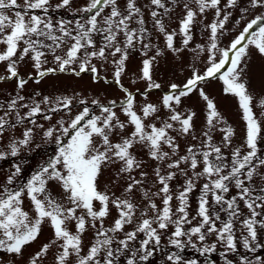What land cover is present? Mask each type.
I'll return each mask as SVG.
<instances>
[{"label":"snow or ice","instance_id":"snow-or-ice-1","mask_svg":"<svg viewBox=\"0 0 264 264\" xmlns=\"http://www.w3.org/2000/svg\"><path fill=\"white\" fill-rule=\"evenodd\" d=\"M71 2L60 0L55 10L67 8ZM193 4L195 10L191 7ZM220 5L221 0H184L185 14L178 29L184 46L192 39L191 29L197 17H202L209 9L214 10L215 19L205 25L210 43L207 49L196 46L201 52H208L206 69L202 74L193 70L182 86L171 84L169 92L162 96L160 106L145 102L137 110L135 95L123 87L121 77L130 50H139L147 57L148 51L154 47L146 42L150 33L137 0H124L123 8L120 0H90L78 10L82 19L76 20L74 25L63 19L53 24L48 16L50 0H24L22 9L17 0H0V63L7 62L8 73L0 80L17 78V86L22 90L27 80L19 78L18 65L27 58L36 69L37 83L48 74L69 69L77 76L90 71L95 81L100 76L92 61L107 62L111 57L113 80L124 93L119 107L126 117L121 121L113 110L116 101L100 105L102 115L90 118V109L85 106L71 120L69 127L74 134L67 143L56 136V155L19 188L10 187L21 173V168L15 166L6 183L0 186V252L23 258L26 247L37 240L45 221L53 230V239L31 254L25 264H43L53 247L56 249L53 264H119L121 258L125 259V264H143L160 248L164 233H168V243L177 249L167 256L170 264H198L195 259L183 261L180 253L186 247L201 256H208L221 245L225 250L221 255L225 257L228 253L235 254L238 244L248 252L264 247L260 239V234L264 233V184L257 180L264 181V149L260 147V141L264 140V126L254 111L255 98L243 80V65L250 47L264 56V13L249 20L227 48H220L218 37L226 34L225 26L232 15L231 11L224 9L237 7L238 0H226L223 9ZM248 5L241 8V19L249 10L264 9V0H248ZM143 7L149 8L153 27L163 35L166 48L172 52L181 51L174 47L177 31H167L163 21V16L171 11L166 0H149ZM11 9L20 10H16L13 17L6 14ZM36 10L44 15L36 14ZM240 22L237 20L236 24ZM61 49L63 55L57 54ZM49 54L57 68H43ZM159 55L161 52L157 48L155 56L142 60L140 78L148 82L145 92L141 93L145 101L149 91L161 87L152 81L151 74ZM73 65H78V70ZM209 78L221 80L225 94L237 99L245 124V137L240 146H232L234 129L217 111L213 100L198 88ZM197 90L206 102V124L199 137L194 134L196 113L178 110L182 98ZM23 101L25 97L17 93L8 102L7 110L0 115V137L6 127H15L8 119L11 113H15L17 123L28 120L35 125L33 117L43 111L40 103L33 101L30 105ZM42 102L50 103L48 97ZM93 103L99 104L98 101ZM71 104L70 98H57L49 111L68 110ZM257 105L261 108V117H264V99H259ZM17 106L28 109L24 116L20 115ZM162 109L166 118L160 115ZM44 119L50 120L51 116L44 115ZM64 123L62 119L57 121V126L43 131V137L52 138L58 130L68 135L69 127H64ZM38 127L43 128V125ZM128 127L132 130L124 135ZM216 131L222 133L219 144L213 142ZM114 135L120 138L119 142L112 141ZM183 137H190L198 143L188 144L181 154L178 140ZM32 138L33 129L27 128L21 139L11 141L9 154L17 156L20 148L27 147ZM137 145L156 162L150 185L145 181L148 173L141 171L140 179L131 175L142 167V162L131 151ZM7 155L0 152V160L6 159ZM117 164V176L126 174L128 181L121 196L110 193L107 187L104 191L98 188L102 169ZM177 178L183 182L173 191L171 185ZM49 184L59 187L64 203L56 199ZM198 184L197 208L190 215V197ZM137 192L142 196L140 201L133 199ZM25 198L30 202L31 214L24 209ZM112 207L117 216L106 227L104 221L110 216ZM69 224L74 231L70 230ZM89 228L93 230L94 238L85 247L82 237ZM212 236L214 242H208ZM205 264H211V261ZM225 264H233V261L226 259ZM239 264H264V260L257 257L253 261L245 256L241 257Z\"/></svg>","mask_w":264,"mask_h":264},{"label":"rangeland","instance_id":"rangeland-1","mask_svg":"<svg viewBox=\"0 0 264 264\" xmlns=\"http://www.w3.org/2000/svg\"><path fill=\"white\" fill-rule=\"evenodd\" d=\"M17 2L22 9L24 7V0H17ZM89 2L90 0H72L70 6L67 8L55 10V6L60 3V0H50L51 9L48 16L51 18L53 24H56L57 21L63 19L74 25L76 20L82 19V14L78 10L85 7ZM137 2L142 6L144 20L146 22L145 26L150 33L149 40L146 42H150L154 47L148 51L147 57L141 55L139 50H130L125 65V71L121 77V84L124 88H127L135 95L136 109L139 110L145 102L160 106L161 98L164 94L169 92L171 84L175 83L182 86L186 83L187 79L192 76L193 70H196L201 74L205 71L208 52L206 50L201 52L196 46L202 45L207 49L210 41L209 31L206 30L205 25L210 24L215 17L214 10L211 9L207 10L202 17L198 16L191 29L192 39L187 46H184L182 43L183 37L178 31L179 21L185 14L183 9L184 0H175L174 3L172 0H166V6L170 8L171 11L169 14L163 16V21L167 31H177V35L174 37V47L182 49L179 52H172L166 48L163 35L153 27L149 8L143 7L148 5L149 0H137ZM225 4L226 0H221L220 7L223 9ZM120 6L123 8L124 0H120ZM248 6V0H238L237 7L224 9L225 11H231L232 15L225 26L226 34L218 37L217 43L220 48H227L249 20L253 19L256 15L264 13V9L249 10L248 13L243 14L244 18L241 19V8H247ZM191 7H193L194 10L196 8L194 4L191 5ZM16 10L20 9L7 10L6 14L14 17ZM159 11L163 13V10ZM36 14L44 15V13L39 10H36ZM237 20L241 21L238 25L236 24ZM133 27H135V25H133ZM97 41L99 44V37H97ZM137 48H139V45ZM157 48L160 50L161 55L156 57L151 74L152 81L154 83H159L161 87L149 91L147 93V100L145 101L141 93L145 92L148 82L140 78L142 60L155 56ZM0 50H2V46H0ZM57 54L63 55V49L57 50ZM111 60L112 58L109 57L107 62H102L98 59L92 61V63L96 65L100 76V78L95 81L90 71L81 73L77 76L69 69L63 73L57 71L53 74H48L42 79H39V83H37L36 80L38 77L36 75V69L33 67V62L27 58L18 65L19 78L27 80V83L22 90L17 86V78L0 80V106H3L0 108V115H3V112L7 110L8 102L14 98L17 93L25 97V101L22 103H29L31 105L32 102L35 101L40 103L43 110L41 114L33 117L36 121L35 125L28 120L17 123L15 113L9 115L8 119L10 120V124H15V127H6L3 136L0 137V152L8 154L6 159L0 160V186H3L6 183L8 176L15 170V166L21 168V173L14 179L13 185L10 187L19 188L22 184L26 183L30 176L37 171L41 165L53 158L57 153L58 147L55 142L56 136H59L63 143H67L70 136L74 134V130L69 127L71 120L74 119L77 114L82 112L85 106L90 109V118L93 115H102L100 105H108L109 101H116L117 106L113 110L116 111L121 121L126 120V117L123 115L119 107L120 101L124 98V93L113 80L114 67ZM45 61L46 62L43 64L44 69L57 68V64L51 54L45 57ZM73 67H76L78 70V65H73ZM243 67V80L248 85L249 92L255 98L254 111L257 117L261 119L262 126H264V117H261V108L257 105L259 99H264V56L258 54L255 48L250 47L249 55L246 58ZM6 69L7 62L0 63V77H6L8 75ZM29 77L32 78L29 79ZM105 80L108 82L106 83ZM198 88L202 89L205 94L213 100L217 111L227 124L234 129L232 146H240L245 137V124L241 118V111L238 108L237 99L233 95L225 94L223 91V82L218 78H209L208 80L201 82ZM37 93H39V95H37ZM44 97H48L50 103L44 104L42 102ZM64 97L71 99L72 104L70 109H61L57 112H50L49 109L55 105L57 98ZM80 101H85L86 103L81 104ZM93 101H98L99 104H94ZM17 110L20 112L21 116H24L28 111V109L20 108L19 106H17ZM178 110L181 112L191 111L196 113V116L194 117V134L199 137L206 124V102L200 97L199 91H194L189 96L183 97ZM44 115L51 116V119L45 120ZM160 115L162 118H166L165 110L162 109ZM61 119L65 122L64 127H69V134L64 135L62 130H58L52 138L43 137V131L49 127L57 126V121ZM38 125H43V128L38 127ZM27 128L33 129L31 143L27 147H21L18 155L12 157L9 154V144L12 140L21 139L22 133ZM131 130V127H128L124 135L129 134ZM119 139L120 138L115 135L112 137L113 142H119ZM221 140L222 133L216 131L214 133L213 142L219 144ZM178 143L180 144L181 154H183L188 144L198 143V141H192L190 137H183L178 140ZM260 147L264 149V140L260 141ZM131 151L137 159L142 162V167L140 169H135L131 175L140 179L141 171L148 173L147 177H145V181L150 185L154 179L153 168L156 166V162L152 161L148 157L146 151L141 149L138 145L134 146ZM118 168L119 164L104 167L102 169L98 178V188L100 191H104L107 187L110 193H115L116 196H121L128 181L126 179V174L119 177L117 176ZM257 180L258 183L264 184V181H259V178H257ZM182 182L181 178H177L173 181L171 185L173 191H175L176 186ZM200 183H203V181ZM199 188L200 184L197 185L196 191L191 194L190 215L194 214L197 208L196 198L199 195ZM49 189L59 202L64 203L63 198L60 195L61 190L57 185L49 184ZM133 199L135 201H140L142 196L137 192ZM157 203L159 204V200H157ZM175 207L176 201L174 200L173 208ZM24 209L31 214L30 202L27 198L24 200ZM116 216V209L112 207L110 216L104 221L105 226H110ZM68 226L70 230L74 231L71 224ZM237 228H239V225H237ZM170 231L171 229L169 232ZM239 235L240 232L238 231L237 236L239 237ZM53 236V230L49 226V223L45 221L37 240L26 247L23 258L11 257L0 252V264H9L10 261L13 262V264H25L30 255L38 251L44 243L52 240ZM167 237L168 233L162 235L160 248L155 250L154 255L150 257L149 261L143 262V264H170V262L167 261V256L171 254V252L177 251V249L168 243ZM93 238L94 232L89 228L82 237L84 246L87 247ZM260 239L261 242L264 243V233L260 234ZM214 240L215 237L212 236L209 237L208 242H214ZM136 243L137 242H134V244ZM224 251L223 246L218 245L215 253L208 256H201L191 247H186L180 255L183 261L195 259L198 261V264H205L206 261H211V264H225L226 259H231L233 264H239L241 257L245 256L253 261H255L257 257L264 260V247L257 249L256 252H248L238 244L237 252L235 254L228 253L227 257L221 255ZM55 252L56 249L53 247L45 256L43 264H53V253ZM119 264H125V259L121 258Z\"/></svg>","mask_w":264,"mask_h":264}]
</instances>
